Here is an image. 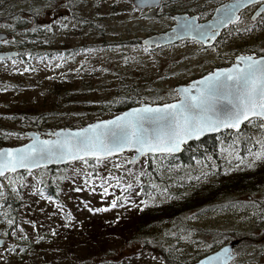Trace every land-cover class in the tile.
Here are the masks:
<instances>
[{"label":"rangeland","instance_id":"1","mask_svg":"<svg viewBox=\"0 0 264 264\" xmlns=\"http://www.w3.org/2000/svg\"><path fill=\"white\" fill-rule=\"evenodd\" d=\"M226 1L162 0L158 8L133 12L132 0H0V32H5L9 41L0 44V49L20 51L23 28L35 26L40 27L44 39L40 49L52 52L51 58L45 59L28 54L27 61L14 60L15 64L12 59L0 60V134H19L5 136L4 145L26 142L27 130L42 133L74 128L110 117L116 113L110 110L112 105L127 97L145 98L144 102L156 97L161 98L156 103L170 101V90L176 85L216 66L228 65L239 53L263 51L264 19L257 24V17L251 20L258 6L209 45L183 39L144 51L142 39L170 29L174 15H197V21H205ZM18 22L24 24L19 26ZM54 50L58 51L55 56ZM238 134V141L248 134L258 144L264 141L257 127L250 124ZM130 155L123 153L101 163L93 160L88 165L77 161L0 178V190L4 192L0 211L11 213L10 203L4 201L7 198L18 201L20 226L16 237L11 235L0 247L4 255L0 264H170L159 251L144 245L141 236L130 234L124 238L110 236L106 248L92 255L81 230L89 223L94 225L95 219H116L152 202L170 199L169 193L181 196L188 188L176 183L170 186L174 176H186L194 170L205 174L211 169L214 172L210 177L216 179L220 173L243 170L258 158L255 154L239 156L233 150H217L216 154L205 151L193 165L179 172H164L165 177L170 175L165 184L169 187L167 194L143 197L138 196L141 179L134 174L136 166L124 170L128 165L124 161ZM131 172L133 176L128 178ZM120 175H124L126 184L116 183ZM50 182L54 195L45 190ZM96 208L104 210H89ZM21 234L27 239H20ZM145 239L159 241L167 257L190 262L239 239L234 249L236 261L264 264V186L182 213L171 223L152 229ZM9 245L16 251L4 252ZM21 247L23 253L19 252Z\"/></svg>","mask_w":264,"mask_h":264},{"label":"snow or ice","instance_id":"2","mask_svg":"<svg viewBox=\"0 0 264 264\" xmlns=\"http://www.w3.org/2000/svg\"><path fill=\"white\" fill-rule=\"evenodd\" d=\"M256 2L257 0H233L231 4L217 9L215 19L204 25L195 23V17L181 19L173 35L184 33L204 40L214 39L220 28L239 22L237 12L240 8ZM145 6L158 8L160 5L156 0H133L132 11ZM260 11L264 13V7ZM7 43L8 40L0 39V44ZM150 43L151 41L146 42L145 52ZM28 70L25 68V71ZM170 92L171 102L156 103L155 100L161 99L160 97L148 102H144L145 98H140L133 101L136 106L108 119H96L75 129L50 131L45 134L47 138L31 133L27 144L0 148V176L21 168L30 172L49 163L81 161L88 165L93 160L101 163L110 157H119L126 151L131 152L132 156L124 163H135L138 157L148 154L155 157L157 153L176 152L181 144L193 138L198 139L206 132L219 131L221 128L240 129L244 121L264 131V55L258 58L254 55H236L235 62L230 67L215 68L202 75L199 80ZM5 136L19 134L5 133ZM260 143L262 151L255 155L264 157V141ZM114 167L120 168L122 165L115 164ZM135 178L139 182L138 176ZM13 191H16L14 185ZM104 192L107 193V188ZM40 195L43 196V193ZM3 197L4 192L0 190V199ZM115 203L114 200L113 205ZM89 210L99 212L104 209ZM67 218L71 220V215ZM7 224L13 225L14 221L8 219ZM19 227L16 224L11 230L12 237H16V229ZM3 235H8V232L5 231ZM19 238L27 239L23 234ZM3 251L15 252L16 248L9 245ZM24 251L23 247L19 248L20 253ZM231 259L232 249L223 246L213 256L199 261V264H229ZM3 260L4 255L0 252V261Z\"/></svg>","mask_w":264,"mask_h":264},{"label":"trees","instance_id":"3","mask_svg":"<svg viewBox=\"0 0 264 264\" xmlns=\"http://www.w3.org/2000/svg\"><path fill=\"white\" fill-rule=\"evenodd\" d=\"M22 24L24 23L18 22L19 26ZM33 29H35V31H33ZM40 32V27L37 28L34 26V28L31 29L29 27L23 28V36L18 44L20 51L17 56L11 59H22L27 61L30 55L33 57H43L44 59L51 58V50L40 49L42 46L41 43L44 42ZM48 40L49 38H47V41ZM135 40L138 42V39ZM57 52V50H54L53 54ZM261 52H264V50L258 51V53ZM133 101L136 100L128 99V97L118 100L112 105L110 110L119 112L134 105ZM18 114L21 113L19 112ZM247 125H249L248 122L245 123L239 131L224 130L216 135H208L197 141L190 142L184 145L182 151L178 154H161L155 155V157H153V155H147L142 158L138 165L136 164L137 162L133 163V165L136 166L134 174H138L141 179L137 188L138 196L145 197L149 194H167L169 192V187L165 184L170 175H167V178L163 175L164 172H179L183 167L193 165L195 160L202 158V154L205 151L216 154L217 150H233V152L237 153L239 156L255 154L262 151L261 144H258V142L252 138L251 134H248L245 138H240L238 141V137L240 136L238 133L244 132ZM257 130L264 137V131L260 130L258 127ZM237 135L239 136L237 137ZM6 141V137L0 134V146L4 145ZM194 146L199 148H192ZM131 165V163H128V165L124 167V170L126 171V169H129ZM124 170V175H127ZM213 172V170L209 169L205 174H201L197 170H194L192 174L186 176H174V181H171L172 183H170V186L176 183V185L188 188V191L183 192L181 196L169 193L170 199L152 202L144 207L138 208L127 216H121L116 219H95L93 221L94 225L89 223L90 226L81 230L80 235H84V244L87 250L90 253L92 252V255H96L106 248L110 236L124 238L127 234H130V237L141 236L144 245H148L159 251L170 264H185V262L180 259L167 257L164 251L165 249L159 245V241L155 239L148 241L145 237L152 233V229L163 224L171 223L182 213L206 206L217 200L228 198L234 193L252 192L262 188L264 186V157H258L253 164H250L243 170L235 171L229 175L220 173L219 177L216 179H211L212 176L210 177V174ZM124 175L118 177L121 185L126 184V182H123V180L125 181ZM132 176V172L128 174V178ZM49 186H51V182L46 186V193L54 195ZM4 201L10 203L11 213L0 211V235L5 236L3 233L7 231L8 235L5 237L8 239L11 236V230L19 223L17 213V206L19 203L11 198H7ZM8 219H12L14 224L8 225ZM205 231L207 230H202V232Z\"/></svg>","mask_w":264,"mask_h":264},{"label":"water","instance_id":"4","mask_svg":"<svg viewBox=\"0 0 264 264\" xmlns=\"http://www.w3.org/2000/svg\"><path fill=\"white\" fill-rule=\"evenodd\" d=\"M132 2H133V0H132ZM232 2H233V0H228V1H226V2H224V3H222V4H220V5H218V6L214 9V12H213L211 18L208 19V20H206V21H203V22H197V19H196V17H195L194 15H193V16H189V15H187V14H177V15H175V16L173 17L175 23L171 26L170 29H168V30H166V31H164V32L158 33V34L150 35V36H148V37L142 39L141 43H142L143 45L146 46V42L151 41V43L147 45L148 47H150V46H166V45H169V44L175 43V42H177V41H179V40H182V39H194V40H196V41H198V42H200V43H202V44H204V45H209V44H211V43L215 40V38H217V36L219 35V32H220L224 27H223V28H220V29L216 32L214 39H211V40L200 39V38L196 37L195 35H193V36H188V35H186V34H184V33H177L176 35H173V31H174V29L177 27V25H178V23L181 21V19H184V18L195 17V23H197V24H201V25L207 24V23H209V22H211V21H213V20L215 19V17H216V10H217V9L221 8V6H223V5L231 4ZM257 2H261V4L259 5L258 9L254 12V15H253V16H255V15L258 14V13H260V12H261L260 9H261L262 7H264V0H257ZM257 2H256V3H257ZM156 3L160 5L161 0H156ZM253 4H254V3H253ZM249 5H251V4H245L242 8H240V9L238 10V12L241 11L242 9H244L245 7L249 6ZM147 7H149V6H145V7H142V8H147ZM238 12H237V15H238ZM5 38H6V33H5V32H0V39H5ZM17 54H18L17 51L14 50V49H12V50H0V57H3L4 59L11 58V57H15ZM238 55H254V54H238ZM263 55H264V54H263ZM254 56H255V55H254ZM259 56H261V55H259ZM259 56H255V57L258 58ZM0 60H3V59H0ZM233 62H235V57L233 58V61H232L231 63H233ZM231 63H230L229 65H227V66H219V67H215V68H225V67H230V66H231ZM215 68H213L212 70H214ZM212 70H210V71H212ZM208 72H209V71H208ZM206 74H207V72L204 73L203 75H206ZM201 76H202V75H201ZM201 76H198V77H196V78H193V79L189 80L187 83H184V84H178V85H176V86L174 87V89L177 88V87L186 86L187 84H189V83H191V82H193V81L199 80V79L201 78ZM166 102H171V100H170V101H166ZM160 103H163V102H160ZM134 106H136V105L129 106V107H127V108L121 110L120 112H122V111H126L128 108H130V107H134ZM120 112H118V113H116V114H119ZM116 114H114V115H116ZM110 117H111V116H110ZM110 117H107V118H101V119H108V118H110ZM93 121H95V120H93ZM93 121H91V122H93ZM245 122H247V121L242 122V123H241V126H242ZM88 123H90V122H88ZM85 124H87V123H85ZM85 124H84V125H85ZM84 125H82V126H84ZM82 126H80V127H82ZM241 126H240V128H241ZM63 128H69V127H60V128L53 129L52 131H58V130L63 129ZM75 128H78V127L69 128V129H75ZM227 129H229V128H221L219 131L206 132V133H204L203 135H201L198 139H197V138L190 139V140H188L186 143L181 144V145H180V148H179L178 151L173 152V153H170V154H171V155H174V154H178V153H180L181 150H182V148H183V146H184L185 144H187V143H190V142H193V141H197V140H199V139H201V138H203V137H205V136H208V135H215V134H217V133H219V132H221V131H223V130H227ZM229 130H234V129H229ZM238 130H239V129H236V130H234V131H238ZM48 132H50V131H46V132H42V133H41V132H39V131H37V130H27V131L24 132L25 136L28 138L26 142H24V143H22V144H19V145H16V146H7V145H4V146H0V148L19 147V146H21V145H23V144H27V143L29 142L30 134H31V133H37V134H39V135L41 136V138H47V136H46L45 134L48 133ZM126 152H128V151H126ZM158 154H159V153H157V154H155V155H158ZM148 155H149V154H148ZM131 156H132V153H131ZM131 156H130V157H131ZM130 157H129V158H130ZM142 157H143V156H142ZM129 158H128V159H129ZM140 158H141V157H138L136 161H138ZM70 162H74V161H70ZM70 162L49 163V164H47V165H45V166H43V167H55V166H61V165L68 164V163H70ZM43 167H41V168H43ZM36 169H39V168H34V169H32L31 171L36 170ZM20 171H26V170L21 168V169H17L15 172L10 173V174H14V173H16V172H20ZM4 176H5V175H4ZM1 177H3V176H0V178H1ZM4 242H5V238H4L3 236H0V247L4 244ZM238 243H239V239H233V240H230V241H228V242H225L224 244H222L221 246H219L217 249H215L214 251H212V252H210V253H208V254H206V255L200 257L197 261L193 262L192 264H199V261L206 259V257L213 256L215 253L219 252V251H220V248L223 247V246H227V247H229L230 249H232V259L229 261V264H230V263L235 259V253L233 252V250H234V248L238 245ZM234 264H243V262L239 261V262H236V263H234Z\"/></svg>","mask_w":264,"mask_h":264},{"label":"flooded vegetation","instance_id":"5","mask_svg":"<svg viewBox=\"0 0 264 264\" xmlns=\"http://www.w3.org/2000/svg\"><path fill=\"white\" fill-rule=\"evenodd\" d=\"M225 1V0H224ZM255 6H259V4L257 3V4H254V5H251V6H248L247 8H245V9H243L241 12H239V17H240V19H239V22L243 19V15L245 14V13H249V10L252 8H254ZM195 17H196V19H197V15H195ZM248 17H250V15L248 16ZM257 17V18H256ZM255 18H256V20H255ZM255 18L254 19H252L251 18V20H255V22H256V24L257 23H259L262 19H264V13H260V14H258V15H256L255 16ZM238 22V23H239ZM255 22H252V24H255ZM237 24V23H236ZM235 25V24H234ZM233 24H229L228 26H226L222 31H221V34L220 35H222V33L226 30V29H228L229 27H231V26H234ZM214 43V42H213ZM244 53H253L255 56H257V55H260V54H263L262 52L261 53H258V51L257 50H248L247 52H244ZM196 260H198V259H195V260H192L191 262L190 261H184L185 262V264H191V263H193V262H195Z\"/></svg>","mask_w":264,"mask_h":264}]
</instances>
